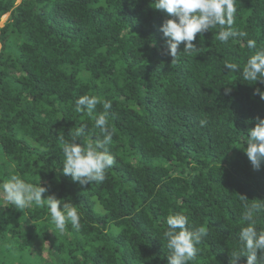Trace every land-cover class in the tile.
Wrapping results in <instances>:
<instances>
[{
	"label": "trees",
	"instance_id": "obj_1",
	"mask_svg": "<svg viewBox=\"0 0 264 264\" xmlns=\"http://www.w3.org/2000/svg\"><path fill=\"white\" fill-rule=\"evenodd\" d=\"M154 6L0 0V20L9 14L0 27V185L12 176L41 183L45 197L81 212L78 231L68 224L59 233L46 207L0 201V264H167L163 232L176 213L193 230L209 229L192 264H229L246 226L241 196L264 200V164L254 169L244 152L248 130L264 118L256 94L264 83L244 81L224 63L243 68L247 39L264 47V0H236L234 28L246 37L224 44L219 27L211 29L178 62L165 52L166 16ZM85 94L112 104L116 162L103 183L81 186L62 173V146L81 124L85 142L101 137L91 117L74 111Z\"/></svg>",
	"mask_w": 264,
	"mask_h": 264
},
{
	"label": "clouds",
	"instance_id": "obj_2",
	"mask_svg": "<svg viewBox=\"0 0 264 264\" xmlns=\"http://www.w3.org/2000/svg\"><path fill=\"white\" fill-rule=\"evenodd\" d=\"M154 9L166 16L160 26L164 37L165 52L178 62L181 51L185 54L197 53L199 47L194 43L197 36L219 27L217 39L224 44L237 37H246L247 33L234 28L237 7L236 0H152ZM183 45V50H181ZM155 46V41H153ZM246 47L252 52L243 68L237 63L225 62L224 68L240 73L247 82L264 83V47H257L254 39H247ZM251 83V84H252ZM249 84V83H248ZM231 88H226V93ZM256 94L264 100V92L256 89ZM102 104L103 111L96 113V107ZM112 104L107 99L96 95H82L76 99L74 111L86 114L94 120V127L100 130L101 137L94 140L84 138L87 125L81 124L70 132L71 141L63 142L62 173L81 186L103 183L106 173L115 164V157L109 146L113 142L114 130L109 126V109ZM201 126L207 124L206 119L200 121ZM244 152L252 167L258 170L264 164V118H257L255 127L248 130ZM4 201L15 209L25 210L35 204L46 207L51 223L59 233H64L68 224L77 231L81 227V212L70 200L57 198L55 194L43 195L46 187L25 183L16 176L0 185ZM245 196H241L244 209L243 221L246 226L240 228L238 248L230 253L229 264H240L241 257H247L245 264H264V228H258V215L264 211V200L249 204ZM209 235L207 225H200L193 230L189 217L176 213L166 217V230L163 238L169 250L167 264H192L201 251L200 245ZM259 252V256H258Z\"/></svg>",
	"mask_w": 264,
	"mask_h": 264
},
{
	"label": "rangeland",
	"instance_id": "obj_3",
	"mask_svg": "<svg viewBox=\"0 0 264 264\" xmlns=\"http://www.w3.org/2000/svg\"><path fill=\"white\" fill-rule=\"evenodd\" d=\"M19 2H20V0H17V4H18ZM8 16H9V14H6L5 16H3V17L1 18V20H0V27H2V26L4 25V23H5V21L7 20ZM0 201H1L2 204H5V203H6V202L4 201V199H3V194H2L1 191H0Z\"/></svg>",
	"mask_w": 264,
	"mask_h": 264
}]
</instances>
